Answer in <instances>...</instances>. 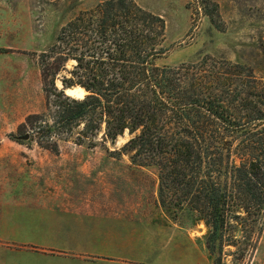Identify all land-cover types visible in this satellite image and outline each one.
<instances>
[{"label": "trees", "instance_id": "trees-1", "mask_svg": "<svg viewBox=\"0 0 264 264\" xmlns=\"http://www.w3.org/2000/svg\"><path fill=\"white\" fill-rule=\"evenodd\" d=\"M207 3L201 1L215 22L217 4ZM164 36V20L135 0L80 10L37 54L47 109L28 114L21 126L36 129L38 144L53 152L51 140L73 131L77 144L114 142L128 131L114 154L152 168L162 210L174 220L190 211L206 227L211 264H225L223 248L238 224L264 227V77L209 54L158 65ZM60 73L63 88L81 98L58 88Z\"/></svg>", "mask_w": 264, "mask_h": 264}, {"label": "rangeland", "instance_id": "rangeland-1", "mask_svg": "<svg viewBox=\"0 0 264 264\" xmlns=\"http://www.w3.org/2000/svg\"><path fill=\"white\" fill-rule=\"evenodd\" d=\"M100 1L0 0V139H17L27 144L25 153L33 154L32 185L46 187L49 196V211L33 200L32 209L25 210L30 215H15L16 225L0 227V264H36L39 260L30 250L40 247L70 253L65 261L61 255H50L46 264H102V235L88 234L80 240V233H68L69 229L87 232V224L72 225L69 220L60 226L61 235H73L75 241L56 238L55 214L62 212L72 217L76 211H91L95 219L90 227L95 234L104 230L108 220L114 223L117 217L122 218L123 226L149 230L150 237H143L154 243L166 236L177 243L184 241L185 245L190 239L193 250L197 247L198 252L205 249L202 235L206 227L202 222L194 223L190 211H179L175 220L162 212L156 198L155 171L132 164L128 154H114L130 138L128 131L118 135L114 142L98 139L82 144L76 143L73 131L71 136L64 134L66 138L51 140L57 145V152H53L38 144L36 129L21 126L28 114L47 109L37 54L68 19ZM135 1L165 22L161 44L164 53L156 59L158 65L187 63L209 54L245 63L256 76L264 77V0H208V7L212 2L218 7L215 22L205 14L202 0ZM63 73L56 79L58 88ZM74 94L82 96L78 91ZM25 133L28 138L22 139ZM1 148L18 152V146L0 145ZM63 196L67 203L62 206L58 199ZM108 215L112 220L105 219ZM235 233L231 244L223 248L222 262L264 264L263 223L238 224Z\"/></svg>", "mask_w": 264, "mask_h": 264}, {"label": "crops", "instance_id": "crops-1", "mask_svg": "<svg viewBox=\"0 0 264 264\" xmlns=\"http://www.w3.org/2000/svg\"><path fill=\"white\" fill-rule=\"evenodd\" d=\"M0 145L4 147L18 146V152H16V149H0V227L10 223L16 225L14 222L15 215H23V217L30 215L25 210L28 209L26 210L28 212L32 209L30 207H32L33 200L35 203L41 202L40 208L49 211L47 188L41 185H32L33 154L25 153V145L27 144L17 139L3 138L0 139ZM34 156L36 157V155ZM58 200L62 206L67 203L64 196ZM108 216H105V219H111V216ZM55 218L58 221V226L54 234L57 235L58 240L62 238L65 241H75L73 235L68 237L61 235L63 227L60 228V226L66 224L69 220H72V225L76 223L78 225H88L87 232L76 229H74L76 231L73 229L68 230V233H80L78 237L80 240L88 234H94L95 237H101L102 235L105 250L103 253H99L101 255L98 254L104 257L101 259L102 264H211L207 251L203 249V251L198 252L197 247L193 250L190 239L186 244L187 246L184 241L177 243L176 240L168 239L166 236L165 240L160 242L161 244L159 242L154 243V240L149 238L151 235L149 230H144L141 227L137 228L136 226H123L122 218L119 220L116 217L114 219L116 223L108 220L104 230L102 232L99 230L96 234L92 229L93 227H90L95 219V215L91 211L84 213L76 211L72 217H68L62 212L59 215L55 214ZM117 220L120 222H117ZM144 234L149 237L144 238ZM30 252L35 254L36 259L39 260L36 264H46L45 259L49 258L50 255H61L65 261V258L70 254L48 247L31 248ZM81 253L86 254L85 252ZM49 262L52 263V259ZM12 263L16 264L15 261ZM77 263L79 264V261Z\"/></svg>", "mask_w": 264, "mask_h": 264}, {"label": "water", "instance_id": "water-1", "mask_svg": "<svg viewBox=\"0 0 264 264\" xmlns=\"http://www.w3.org/2000/svg\"><path fill=\"white\" fill-rule=\"evenodd\" d=\"M60 88L63 89L64 94L67 95V96H70V97H73V98H81V97H77V96H74V95H72V94H69V93L67 92V89H70V88H63L61 82H60ZM21 138H22V139H27V138H28V134L25 133Z\"/></svg>", "mask_w": 264, "mask_h": 264}]
</instances>
